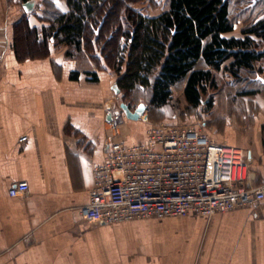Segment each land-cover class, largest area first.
Masks as SVG:
<instances>
[{
  "label": "crops",
  "instance_id": "1",
  "mask_svg": "<svg viewBox=\"0 0 264 264\" xmlns=\"http://www.w3.org/2000/svg\"><path fill=\"white\" fill-rule=\"evenodd\" d=\"M43 1L35 0L26 12L21 0H0V264H264V200L212 216L189 213L107 224L81 215L93 184L92 167L104 159L107 145L143 141L157 121L145 101L140 118L120 116L121 89L115 91L111 70L95 63L85 68L81 60L58 52L52 41L46 51L35 47L34 56H17L14 24L25 15L30 26L46 25ZM52 2L66 9L65 0ZM257 66L244 70L259 75L258 87L244 91L250 96L245 113L251 122L242 140L233 139L248 150L261 181L264 58ZM74 70L80 71L77 79L71 76ZM88 70L96 71L97 81ZM166 105L156 110L164 115ZM113 115L122 121H113ZM23 135L27 138L21 141ZM230 139L228 134L224 140ZM21 180L29 183L27 193L9 195Z\"/></svg>",
  "mask_w": 264,
  "mask_h": 264
},
{
  "label": "trees",
  "instance_id": "2",
  "mask_svg": "<svg viewBox=\"0 0 264 264\" xmlns=\"http://www.w3.org/2000/svg\"><path fill=\"white\" fill-rule=\"evenodd\" d=\"M65 1V10L48 13L43 8L47 24L40 29L30 26L25 15L15 22L17 56H34L35 47L46 51L50 41L66 47L63 54L68 58L81 60L90 54L98 68L118 72L123 96L149 90V104L156 108L170 102L174 85L183 79L186 101L199 106L203 95L216 86V71L238 76L244 70H258L257 63L264 58V17L241 22L235 34L231 0H169L168 9L155 16L130 5L139 0ZM24 36L31 37V46H23ZM86 72L98 80L96 71ZM79 74L74 70L71 76L77 79ZM125 102L130 108L140 103Z\"/></svg>",
  "mask_w": 264,
  "mask_h": 264
},
{
  "label": "built area",
  "instance_id": "3",
  "mask_svg": "<svg viewBox=\"0 0 264 264\" xmlns=\"http://www.w3.org/2000/svg\"><path fill=\"white\" fill-rule=\"evenodd\" d=\"M175 105L178 119L180 104ZM251 162L245 147L218 141L200 127L157 121L143 141L107 145L104 159L92 167L89 201L80 213L90 223L113 224L189 213L212 216L258 205L264 179L256 180ZM28 189V181L21 180L8 193L24 195Z\"/></svg>",
  "mask_w": 264,
  "mask_h": 264
},
{
  "label": "rangeland",
  "instance_id": "4",
  "mask_svg": "<svg viewBox=\"0 0 264 264\" xmlns=\"http://www.w3.org/2000/svg\"><path fill=\"white\" fill-rule=\"evenodd\" d=\"M251 1L252 0H231L230 15L233 21L237 23V33L239 32L241 22L247 23L262 15L264 7L262 5L253 7L251 6ZM46 3L47 1L41 3L43 7L48 8L45 12L51 13L54 9L61 10L52 0H49L48 4ZM130 5L145 15L155 16L168 9L169 0H139L137 2H132ZM106 8L108 7L106 6ZM33 19H36V17L33 16ZM30 38L23 37L21 42L23 46L26 45L25 43L31 46ZM29 47L25 46L24 48L32 50V48ZM65 48L66 47H62L58 52L63 53ZM88 55L89 56L84 55V57H81V64H83L82 66L85 68H93L94 61L91 55ZM124 69L125 67L122 71ZM110 70L118 80V72L114 68H110ZM215 75V88H210L208 93L203 95V101L199 106H191L186 101L183 92L185 80L183 79L174 85L172 99L163 109L164 115L158 112L155 106L149 104L148 112L150 118L156 121L166 120L177 122L179 120L181 123L200 127L218 141H226L224 139L228 134L231 137V143L235 142L233 138L242 140L246 124H250L251 122L250 116L248 117V114L245 113L250 108V104L248 103L250 96L244 94V91H247L250 87H258L259 84L258 81L256 82L255 78L259 75L255 72L243 71L237 76L224 69L216 71ZM149 98V90L139 89L131 92V94L127 92L126 96H123L120 92V100L131 101L133 105L144 100L149 103ZM115 100L118 102L117 99ZM175 102L180 103V115L178 119L175 116ZM244 114H246V119L242 117ZM230 125L235 126L236 130L230 127Z\"/></svg>",
  "mask_w": 264,
  "mask_h": 264
},
{
  "label": "water",
  "instance_id": "5",
  "mask_svg": "<svg viewBox=\"0 0 264 264\" xmlns=\"http://www.w3.org/2000/svg\"><path fill=\"white\" fill-rule=\"evenodd\" d=\"M34 5H35V0H29L23 3V7L26 12H30L34 8ZM114 89L116 92L120 91V87L118 86L117 83H115ZM145 108L146 105L144 103H140L136 109L132 110L129 104L122 101L120 103V109H121L120 116H122V114L124 113L127 118L138 119L143 115ZM117 114L119 115V113ZM112 120L119 122L122 121V118L117 117V115H113Z\"/></svg>",
  "mask_w": 264,
  "mask_h": 264
},
{
  "label": "flooded vegetation",
  "instance_id": "6",
  "mask_svg": "<svg viewBox=\"0 0 264 264\" xmlns=\"http://www.w3.org/2000/svg\"><path fill=\"white\" fill-rule=\"evenodd\" d=\"M251 3H252L251 6H253V7H255L256 5H262L264 7V0H252ZM261 17H264V9L262 10Z\"/></svg>",
  "mask_w": 264,
  "mask_h": 264
}]
</instances>
